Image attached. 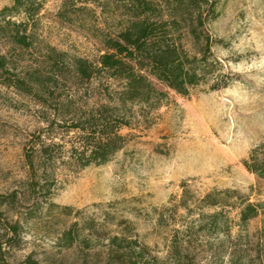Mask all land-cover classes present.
<instances>
[{"label":"rangeland","instance_id":"1","mask_svg":"<svg viewBox=\"0 0 264 264\" xmlns=\"http://www.w3.org/2000/svg\"><path fill=\"white\" fill-rule=\"evenodd\" d=\"M88 1L39 0L35 46L25 52L10 45L3 50L19 69L38 64L49 44L68 58L97 61L103 36L120 29L123 16L118 0H103L104 9ZM13 2L0 0V10ZM216 9L208 24L214 73L187 95L168 89L165 103L149 112V123L122 128L127 144L107 163L75 172L66 168L62 159H67L74 136L68 130L71 121H45L39 100L0 83V193L27 191L24 147L29 139L55 141L59 167L51 200L74 207L71 215L41 200L36 217L23 226L19 246L6 247L0 264H27L30 255L40 264H81L78 249L59 242L75 222L79 227L94 223L102 242L125 231L161 259L169 258L175 229L189 226L184 243L190 256L183 258L184 264H264V178L244 165L264 141V0H216ZM186 46L195 50L190 39ZM72 81L61 80L58 92L90 102L108 94L105 77L76 86H70ZM216 82L219 87L213 88ZM131 108L133 113L148 112L139 105ZM185 186L189 207L183 202ZM226 189L237 194H222L225 204L205 206L200 200L210 191ZM246 200L260 206L245 226L240 213ZM216 211L224 218L212 231L216 226L203 214ZM92 264H99L98 258Z\"/></svg>","mask_w":264,"mask_h":264},{"label":"trees","instance_id":"2","mask_svg":"<svg viewBox=\"0 0 264 264\" xmlns=\"http://www.w3.org/2000/svg\"><path fill=\"white\" fill-rule=\"evenodd\" d=\"M118 1L122 25L114 34L103 36L104 49L97 61L79 56L68 58L67 52L49 44L44 59L21 69L3 47L10 45L15 52H25L35 46V17L42 2L14 0L0 10V83L39 100L46 110L42 111L45 121L52 124L71 121L68 130L74 136L68 157L62 162L74 172L111 160L127 144L128 137L122 133V128L132 127L136 121L149 123V112L165 103L168 89L187 95L192 87L207 81L214 73V59H210L214 39L208 24L218 14L216 0ZM88 2L103 9L106 5L103 0ZM22 14L23 18H15ZM186 39H190L196 51L187 48ZM99 77L107 80L108 94L103 99L95 98L90 102L76 94L58 92L61 80H73L70 86H76L92 83ZM212 87L218 88L219 82ZM136 105L148 112L133 113L131 107ZM50 107L53 110L49 112L46 108ZM55 145L59 143L29 139L24 147L27 191L22 193L15 189L0 193V255L5 254L6 247L19 246L24 224L36 217L42 201L51 209L60 208L73 214L74 207L61 206L51 200L59 167V157L53 155ZM244 165L259 178H264V141L252 150ZM187 192L185 186L183 202L189 207ZM231 193L237 194V191L213 190L200 200L205 206L225 204V197L220 196ZM30 200L32 203L27 205ZM244 202L240 224L246 226L259 214L260 204ZM223 215L221 211L203 214L216 226L212 231L219 228L217 221L224 218ZM87 224L79 227L75 222L59 237L62 246L78 249L81 264H92L95 258L99 264H184L183 258L190 256L184 243L189 226L175 229L169 258L161 259L149 245L125 231L111 234L102 242L94 223ZM99 244L101 247H97ZM26 263L40 264L31 255Z\"/></svg>","mask_w":264,"mask_h":264}]
</instances>
